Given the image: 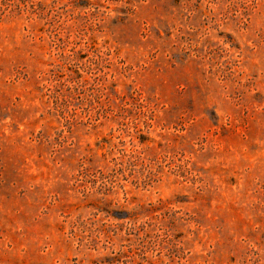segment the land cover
<instances>
[{
  "label": "rangeland",
  "instance_id": "1",
  "mask_svg": "<svg viewBox=\"0 0 264 264\" xmlns=\"http://www.w3.org/2000/svg\"><path fill=\"white\" fill-rule=\"evenodd\" d=\"M0 264H264V0H0Z\"/></svg>",
  "mask_w": 264,
  "mask_h": 264
}]
</instances>
